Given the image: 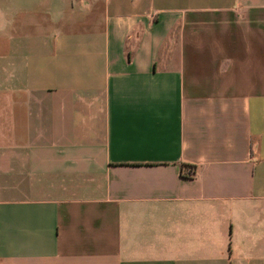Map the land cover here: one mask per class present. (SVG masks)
<instances>
[{
    "label": "crops",
    "instance_id": "obj_1",
    "mask_svg": "<svg viewBox=\"0 0 264 264\" xmlns=\"http://www.w3.org/2000/svg\"><path fill=\"white\" fill-rule=\"evenodd\" d=\"M0 264H264V0H0Z\"/></svg>",
    "mask_w": 264,
    "mask_h": 264
},
{
    "label": "built area",
    "instance_id": "obj_2",
    "mask_svg": "<svg viewBox=\"0 0 264 264\" xmlns=\"http://www.w3.org/2000/svg\"><path fill=\"white\" fill-rule=\"evenodd\" d=\"M188 172H190V170H188Z\"/></svg>",
    "mask_w": 264,
    "mask_h": 264
}]
</instances>
